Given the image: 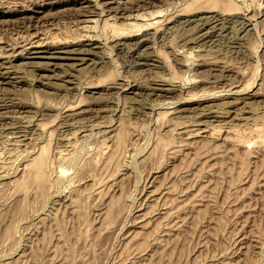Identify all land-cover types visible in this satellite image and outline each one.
Returning <instances> with one entry per match:
<instances>
[{
  "label": "rangeland",
  "instance_id": "1",
  "mask_svg": "<svg viewBox=\"0 0 264 264\" xmlns=\"http://www.w3.org/2000/svg\"><path fill=\"white\" fill-rule=\"evenodd\" d=\"M29 1L0 0V53L64 51L0 58V264H264V0H220L218 17L200 0L182 19L189 0ZM150 1L172 15L141 47L144 28L122 46L101 30ZM42 145L43 184L19 189Z\"/></svg>",
  "mask_w": 264,
  "mask_h": 264
},
{
  "label": "bare ground",
  "instance_id": "2",
  "mask_svg": "<svg viewBox=\"0 0 264 264\" xmlns=\"http://www.w3.org/2000/svg\"><path fill=\"white\" fill-rule=\"evenodd\" d=\"M3 1V0H2ZM5 1V0H4ZM28 1V0H27ZM39 1V0H38ZM60 1V0H59ZM112 1V0H111ZM147 1V0H146ZM188 1V0H187ZM197 1H200V0H193V1H191L190 2V0L188 1L189 3L186 5V6H183L182 8H181V5L180 4H178L179 6H180V8L177 10L178 11V16H179V13H181V12H183V13H181V14H184V12L186 13L187 11H189L190 9H192L193 7H194V9H192L191 11H193V10H195L196 8H199V7H196L195 8V6H194V3L195 2H197ZM219 1L220 0H207L206 1V4H207V6H208V4H210V5H212V8H215V11L212 9V8H209V10L210 9H212V10H210L211 11V13H212V11H214L215 13L214 14H216V12H217V14H219V12H218V10L216 11V9L218 8H216V6L219 4ZM223 1V0H222ZM239 1V0H238ZM242 1V0H241ZM253 1V0H252ZM10 2V1H9ZM8 2V3H9ZM13 2V1H12ZM26 2V1H25ZM29 2H37L36 0H30ZM46 2V1H45ZM55 2V1H54ZM62 2V1H61ZM94 2H95V0H94ZM97 2V1H96ZM110 2V1H109ZM154 3H155V1H153ZM165 2V1H164ZM163 2V3H164ZM167 2V1H166ZM166 2H165V4H166ZM180 2V1H179ZM183 2H184V0H183ZM225 2V1H224ZM251 2V1H250ZM1 3V2H0ZM6 3V2H5ZM7 3V4H8ZM16 3H17V1H16ZM38 3V2H37ZM97 3H99V1L97 2ZM101 3V2H100ZM110 3H112V2H110ZM136 3V2H135ZM148 3H151V1L150 2H148ZM242 3V2H241ZM12 4V3H11ZM11 4H9V5H11ZM14 4V3H13ZM18 4H19V2H18ZM28 4V3H27ZM26 4V5H27ZM30 4V3H29ZM35 4V3H34ZM42 4V3H41ZM65 4V3H64ZM63 4V5H64ZM96 4V3H95ZM152 4V3H151ZM151 4H150V6H151ZM161 4V3H160ZM182 4V3H181ZM196 4H198V3H196ZM222 4L224 5V9L221 11L222 12V14L224 13L225 14V12L227 13V12H229V11H236V10H238V11H236V12H239V8H240V6L241 5H239L240 3H238L237 2V0H227L225 3H223L222 2ZM244 4V3H243ZM1 5V4H0ZM20 5H25V4H23V3H20ZM31 5V4H30ZM44 5V4H43ZM46 5V4H45ZM56 5V4H55ZM100 5V4H99ZM98 5V6H99ZM105 5H107V4H105ZM142 5V4H141ZM140 5V6H141ZM153 5V4H152ZM155 6H156V4H154ZM154 5L152 6V9H153V7H154ZM183 5V4H182ZM221 5V4H220ZM2 6V5H1ZM6 6V5H5ZM8 6V5H7ZM13 6V5H12ZM11 6V7H12ZM83 6V5H82ZM96 6H97V4H96ZM109 6V5H108ZM121 6H125V5H122L121 4ZM130 6H132V5H130ZM139 6V7H140ZM147 6V5H146ZM159 6V5H158ZM166 6L167 5H165V9H167L166 8ZM203 6V5H202ZM204 6H205V4H204ZM213 6H215V7H213ZM250 6V5H249ZM9 7V6H8ZM15 7V6H14ZM30 7V6H29ZM28 6H26L25 8H23V11H28V10H31L32 8H29ZM32 7V6H31ZM60 7V6H59ZM63 7H65V6H63ZM62 7V8H63ZM84 7H86V6H84ZM83 7V8H84ZM100 8H101V6H99ZM110 7H112V6H110ZM109 7V8H110ZM125 7H127V9H129L128 8V6H125ZM136 7V6H135ZM143 7H145V4H144V6ZM163 7V6H162ZM176 7H178L177 5H176ZM201 7V6H200ZM242 7V6H241ZM243 7H244V5H243ZM4 8V7H3ZM7 8V7H6ZM62 8H61V10H62ZM78 8V7H77ZM82 8V7H81ZM80 7L78 8V11H76V12H79V9H81ZM87 8V7H86ZM114 8V7H113ZM138 8V7H137ZM158 8V7H157ZM157 8H155V9H157ZM160 8H161V5H160ZM157 9V10H154L153 9V11H149V12H146V11H143L142 10V12L140 11V10H136L135 8H134V10H131V13L130 14H126L127 16H125V14L124 13H127V11H125L126 10V8H125V10H120V11H118V12H121V17H124V18H127V20L128 21H125V22H120L119 24H118V22H116V20H117V18L115 19V21H113V19H111L112 20V22L111 21H109V20H105V23H104V27H102V25H101V30H102V28H103V30H105L106 28L107 29H109V31L107 32V33H105L104 31V33L106 34V36L108 35L109 37H111V39H115V38H112V37H117V38H122L121 39V41H119V40H117V41H119V44L122 46V45H124L125 43H127L126 42V40L124 39V41H123V38H125V37H130V36H134V35H136L135 33L139 30V32L144 28V32L145 31H147L148 29H150V28H157L158 30H160V29H162L161 28V26L164 24V23H166V22H164V21H166V20H168V22L170 21V18H171V15L169 14H167V15H165V17H163L164 15L162 14V12H163V8L162 9ZM169 8V7H168ZM175 8V7H174ZM204 8V7H203ZM245 8V7H244ZM247 8V7H246ZM12 9V8H11ZM35 9V8H34ZM40 9V8H39ZM68 9H70L69 7H68ZM67 9V10H68ZM71 9H72V7H71ZM105 9V8H104ZM112 9V8H111ZM118 9H120L119 7H118ZM145 9V8H144ZM150 9V8H149ZM152 9H150V10H152ZM177 9V8H176ZM175 9V10H176ZM206 9V8H205ZM222 9V8H221ZM249 9V8H248ZM21 10V9H20ZM36 10V9H35ZM34 10V11H35ZM59 10V9H58ZM60 10V11H61ZM73 10V9H72ZM75 10V9H74ZM81 10H83V9H81ZM101 10H102V8H101ZM138 11L137 13H133V11ZM146 10V9H145ZM148 10V9H147ZM204 10V9H203ZM209 10H208V12H209ZM245 10H247V9H245ZM12 11V10H11ZM18 11V10H17ZM16 11V12H17ZM37 11V10H36ZM35 11V12H36ZM39 11V10H38ZM63 11V10H62ZM70 11V10H69ZM87 11H88V9H87ZM100 11V10H99ZM98 11V12H99ZM109 11V10H108ZM111 11V10H110ZM117 10H115L114 12H116ZM130 11V10H129ZM166 11V10H165ZM200 11V8H199V10H198V12ZM202 11V10H201ZM207 11V10H206ZM220 11V10H219ZM248 11V10H247ZM8 12V10L7 11H5V10H3V9H0V15H2L3 13H7ZM10 12V11H9ZM15 12V11H14ZM59 12V11H58ZM71 12V11H70ZM73 12H75V11H73ZM72 12V13H73ZM91 12L93 13V10L91 9L88 13H86L84 10H83V13L84 14H82V16L84 15V16H87L86 17V20L85 21H90L91 22V20L89 19L90 17V14H91ZM97 12V13H98ZM102 12V11H101ZM99 13V14H102V13ZM113 12V11H112ZM113 12V13H114ZM117 12V13H118ZM220 12V13H221ZM243 12V11H242ZM47 13H49V12H47ZM47 13H46V15H47ZM54 13V12H53ZM65 13H66V11H65ZM96 13V12H95ZM164 13H167V12H164ZM191 13V12H190ZM197 13V12H196ZM202 13V12H201ZM205 13V12H204ZM229 13H231V12H229ZM235 13V12H234ZM244 13H245V11H244ZM51 14V13H50ZM70 14V13H69ZM174 14V13H173ZM177 14V13H176ZM187 14V13H186ZM192 14V13H191ZM198 14V13H197ZM208 14V13H207ZM216 14V15H217ZM23 15V14H22ZM31 15V14H30ZM42 15H44V14H42ZM57 15V16H56ZM54 14V17L56 16V17H58V14ZM61 15V14H60ZM68 15V14H67ZM98 15V14H97ZM119 15V16H120ZM147 15L149 16V18L147 17ZM209 15V14H208ZM207 15V16H208ZM228 15V14H227ZM234 15H236L237 16V14H234ZM32 16H34V15H32ZM40 16V15H39ZM48 16V15H47ZM46 16V17H47ZM51 16V15H50ZM53 16V15H52ZM51 16V17H52ZM62 16H63V14H62ZM95 16V15H94ZM109 16H113V15H109ZM175 16V15H174ZM177 16V15H176ZM199 16V15H198ZM210 16V15H209ZM213 16H215V15H213ZM223 16V15H222ZM240 16V15H239ZM27 17H29V16H27ZM81 17V16H80ZM93 17V16H92ZM115 17H117L116 16V13H115ZM162 17L164 18V19H162ZM180 17V16H179ZM178 17V18H179ZM201 17H202V15H201ZM204 17V16H203ZM206 17V16H205ZM204 17V18H205ZM217 17H218V15H217ZM3 18V17H2ZM110 18H112V17H110ZM157 18H159V19H157ZM173 18V17H172ZM181 18V17H180ZM185 18V17H184ZM196 18V17H195ZM210 18V17H209ZM29 19V18H28ZM39 19V18H38ZM45 19V18H44ZM52 19V18H51ZM107 19V18H106ZM139 19H144V22H140V21H138ZM177 19V18H176ZM182 19V18H181ZM185 19H187V17L185 18ZM185 19H183V20H185ZM197 19V18H196ZM199 19H200V21H202L201 20V18L199 17ZM206 19H207V17H206ZM211 19V18H210ZM214 19V18H213ZM216 19V18H215ZM215 19H214V21H215ZM219 19V18H218ZM25 20V19H24ZM37 20V19H36ZM46 20V19H45ZM53 20V19H52ZM77 20V19H76ZM80 22H81V20L80 19H78ZM84 20H82V21H84ZM93 20L94 19H92V22H93ZM96 20V19H95ZM120 20V19H119ZM125 20V19H124ZM134 20H137V21H134ZM146 20V21H145ZM175 20V19H174ZM178 20V19H177ZM189 20H191V19H189ZM208 20V19H207ZM34 21V20H33ZM38 21V20H37ZM40 21V20H39ZM99 21V20H98ZM103 21H104V19H103ZM204 21V20H203ZM209 21V20H208ZM25 22V21H24ZM54 22V21H53ZM207 22V21H206ZM16 23V22H15ZM34 23V22H33ZM41 23V22H40ZM50 23H51V21H50ZM178 23V22H177ZM180 23H181V21H180ZM179 23V24H180ZM183 23V22H182ZM38 24V23H37ZM45 24H47V23H45ZM51 24H53V23H51ZM55 24V23H54ZM87 24V23H86ZM103 24V23H102ZM205 24V23H204ZM247 24V23H246ZM20 25V24H19ZM34 25V24H33ZM40 25V24H39ZM44 24L42 23V26H43ZM48 25V24H47ZM46 25V26H47ZM165 25V24H164ZM168 25V24H167ZM176 25V24H175ZM175 25H173V26H175ZM178 25V24H177ZM185 25H187V24H185ZM185 25H183V27L185 26ZM196 25L197 26H199L197 23H196ZM17 26H18V24H17ZM30 26V25H29ZM50 26H52V25H50ZM80 26V25H79ZM82 26H83V24H82ZM85 26H87L88 27V25H84L83 27H85ZM92 26V25H91ZM179 26V25H178ZM20 27V26H19ZM21 27H25V25L24 26H21ZM28 27V26H27ZM40 27H41V25H40ZM54 27V26H53ZM55 27H56V25H55ZM83 27H81V28H83ZM96 27V26H95ZM246 27V26H245ZM47 28V27H46ZM56 28H59V27H56ZM105 28V29H104ZM160 28V29H159ZM178 28V27H177ZM181 28V27H180ZM187 28V27H186ZM201 28H202V26H201ZM200 27H199V29H201ZM18 29V28H17ZM86 29V31H87V28H85ZM92 29V28H91ZM90 29V30H91ZM95 29V28H94ZM172 29V28H171ZM183 29V28H182ZM191 29H194V27L192 28V26H191ZM245 29V28H244ZM88 30H89V28H88ZM158 30H157V32H158ZM96 31V30H95ZM94 31V32H95ZM153 31H155V33H156V30H153ZM163 31V30H162ZM93 32V33H94ZM97 32V31H96ZM101 32V31H100ZM143 31H142V33L143 34H141V36H138L139 37V39L137 40V38H136V40H137V42H136V48H139V47H141L142 45H144V44H146V42H148V41H150V38H149V36L150 35H148V32L149 31H147V32H145L144 33ZM151 32V31H150ZM88 33V32H87ZM99 32H97V34H98ZM138 33V32H137ZM163 33V32H162ZM28 34H30V33H28ZM32 34V33H31ZM42 34V33H41ZM45 34V33H44ZM48 34V33H47ZM86 34V33H85ZM102 34V33H101ZM105 34H102L101 36L102 37H105V36H103V35H105ZM140 34V33H139ZM153 35H156V34H154V33H152ZM80 35V34H79ZM82 35H84V34H82ZM88 35H92V34H88ZM152 35V36H153ZM163 35V34H162ZM161 35V36H162ZM22 36V35H21ZM27 36V35H26ZM29 36V35H28ZM31 36V35H30ZM38 36V35H37ZM98 36H99V34H98ZM161 36H160V38H161ZM25 37V36H24ZM31 37H33V35L31 36ZM40 37V36H39ZM43 37V36H42ZM47 37V36H46ZM49 37V36H48ZM140 37H142V38H140ZM153 37H155V36H153ZM153 37H152V39H153ZM159 37V36H158ZM23 38V37H22ZM22 38H21V40H22ZM38 38V37H37ZM50 38V37H49ZM48 38V39H49ZM88 38H94V37H92V36H90V37H88ZM95 38H97V36L95 37ZM100 38V37H99ZM99 38H98V40H99ZM134 38V37H133ZM163 38V37H162ZM28 39H30V38H28ZM42 39V38H41ZM53 39V38H52ZM105 39H106V37H105ZM110 39V38H109ZM26 40V39H25ZM43 40V39H42ZM45 40V39H44ZM47 40V39H46ZM81 40V39H80ZM79 40V41H80ZM107 40H108V37H107ZM23 41H24V38H23ZM49 41V40H48ZM66 41V40H65ZM75 41V40H74ZM112 41V40H111ZM116 41V40H115ZM115 41H113V43L115 42ZM154 41H156V40H154ZM60 42V41H59ZM64 42V41H63ZM67 42V41H66ZM72 42V41H71ZM100 42V41H99ZM102 42V41H101ZM100 42V43H101ZM17 43H18V41H17ZM16 43V44H17ZM23 43V42H22ZM26 43H28L29 45L27 46H25L24 44V46H22L23 48L22 49H20V51H19V54H18V52H17V54L15 53V51L16 50H14L13 52H10V53H7V54H3L2 52L0 53V58L1 57H8V56H10L11 55V57L12 56H15L16 57V55H20V56H25L26 55V53H34V52H40V50H38V48H46L45 50H43V49H41L42 51H45V52H49V53H52V54H54L55 52H59L60 54L62 53L63 54V51L64 50H62V48L64 47V46H59V44L61 45L62 44V41H61V43H56V44H54V43H52L51 45H50V43L51 42H46V41H40V40H38V39H33V40H31V41H29L28 40V42H26ZM65 43V42H64ZM95 43H97V39L95 40V41H93L92 43H90V45H94ZM118 43V42H117ZM133 43H134V41H133ZM10 44V43H9ZM21 44V43H20ZM71 44V43H70ZM150 44V43H149ZM7 45V44H6ZM11 45V44H10ZM95 45H97V44H95ZM116 45V44H115ZM133 45V44H132ZM14 46V45H13ZM98 46V45H97ZM113 46H114V44H113ZM119 46V45H118ZM117 46V47H118ZM126 46H128V44L126 45ZM126 46H124V47H126ZM9 47V46H8ZM12 47V46H11ZM15 47H16V45H15ZM14 47V48H15ZM30 47V48H29ZM93 47V46H92ZM100 47V46H99ZM129 47V46H128ZM1 48H2V46H1ZM36 48V49H35ZM73 48V47H72ZM75 48V47H74ZM73 48V49H74ZM87 48V47H86ZM89 48V47H88ZM6 49V48H5ZM4 49V50H5ZM7 49H9V48H7ZM6 49V50H7ZM11 49V48H10ZM72 49V50H73ZM82 49H84V48H82ZM81 49V50H82ZM93 49V48H92ZM122 49V48H121ZM129 49V48H128ZM130 49H132V46H130ZM135 49V48H134ZM53 50V51H52ZM69 50V49H68ZM85 50H87V49H85ZM138 50V49H137ZM140 50H141V48H140ZM3 51V50H2ZM77 51V50H76ZM130 51V50H129ZM128 51V52H129ZM134 51V50H133ZM54 52V53H53ZM67 52H69V51H67ZM73 52V51H72ZM78 52V51H77ZM89 52H91V50L90 49H88V51L87 52H84V53H86V54H88ZM131 52V51H130ZM138 52V51H137ZM45 54V53H44ZM43 54V55H44ZM70 54V53H69ZM46 55H48V54H46ZM55 55H57V54H55ZM27 56V55H26ZM64 56V55H63ZM66 56V55H65ZM65 56H64V58H65ZM67 56H68V54H67ZM27 57H29V56H27ZM46 57H52V58H63L62 56H46ZM70 57V56H69ZM72 57H74V56H72ZM9 58V57H8ZM25 58V57H24ZM77 58V57H76ZM75 58V59H76ZM81 58V57H80ZM17 59V58H16ZM51 59V58H50ZM73 59V58H72ZM82 59V58H81ZM8 60V59H7ZM12 60V59H11ZM3 61V60H2ZM29 61V60H28ZM159 61V60H158ZM10 61H8L7 63H9ZM31 62V61H30ZM33 62V61H32ZM27 63H29V62H27ZM138 63H142V62H138ZM146 63V62H145ZM13 64V63H12ZM1 65V64H0ZM3 65V64H2ZM5 65V64H4ZM7 66V65H6ZM11 66V65H10ZM13 66V65H12ZM161 66V65H160ZM9 67V66H8ZM7 68V67H6ZM0 69H2V68H0ZM93 69H94V67H93ZM4 72V71H3ZM7 72V71H6ZM5 73V72H4ZM1 74V73H0ZM4 75V74H3ZM70 75V74H69ZM162 75V74H161ZM160 75V76H161ZM159 76V77H160ZM163 76H165V75H163ZM5 77H6V75H5ZM4 77V78H5ZM162 77V76H161ZM166 78V77H165ZM165 78H163L164 80H165ZM8 79H9V77H8ZM203 79V81H204V78H202ZM4 80H6V79H4ZM10 80V79H9ZM167 80V79H166ZM7 81V80H6ZM70 81V80H69ZM72 81V80H71ZM1 82V81H0ZM3 82V81H2ZM7 83V82H6ZM9 83V82H8ZM88 83H90V82H88ZM4 84V83H3ZM92 84H93V82H92ZM199 84V83H198ZM200 84H201V82H200ZM90 86H92L91 84H89ZM248 85V84H247ZM88 86V85H87ZM96 86H98V85H96ZM196 87V86H195ZM198 88V87H197ZM247 88V86L245 85V89ZM183 89V88H182ZM199 89H200V87H199ZM202 89V88H201ZM200 89V90H201ZM181 90V89H180ZM190 90H192V89H189V91ZM198 90V89H197ZM203 90V89H202ZM201 90V91H202ZM247 90H249V89H247ZM182 91V90H181ZM183 91H184V89H183ZM188 91V90H187ZM188 91V92H189ZM237 91V90H236ZM235 91V92H236ZM239 92H240V90H239ZM192 93V92H191ZM198 93V91L197 92H195L194 90H193V93L192 94H197ZM204 93H205V91H204ZM207 94H208V92H206ZM211 93V92H210ZM216 93V92H215ZM237 93V92H236ZM241 93V92H240ZM191 94V95H192ZM201 94H202V92H201ZM189 95H190V93H189ZM190 95V96H191ZM10 96H12V95H10ZM187 96V95H186ZM195 96V95H194ZM202 96V95H201ZM193 97V95L191 96V98ZM13 98V97H12ZM197 98H198V95H197ZM196 98V99H197ZM70 101V100H69ZM77 101V102H76ZM81 100H75V101H72V102H69V103H67V105H63L64 106V108L66 107V109L65 110H68V109H74V108H79V104L80 105H82V101L80 102ZM2 102V101H1ZM4 105V104H3ZM3 107V106H2ZM2 107H0V108H2ZM5 107V106H4ZM60 109L62 108L61 106L59 107ZM64 110V109H63ZM176 110V109H175ZM84 111H86V110H84ZM167 111V110H166ZM60 113V112H59ZM74 113H76V112H74ZM163 113H165V111L163 112ZM168 113V112H167ZM67 115H69V114H67ZM58 116V115H57ZM56 116V117H57ZM20 117H22V116H20ZM54 120V119H53ZM80 121H81V119H79ZM78 120V121H79ZM52 121V120H51ZM76 121V120H75ZM84 121V120H83ZM21 122H23V121H21ZM82 122V121H81ZM80 122V123H81ZM125 123V122H124ZM38 124V123H37ZM42 124L44 125V126H46L47 124H46V122L44 123V122H42ZM40 125H41V123H40ZM42 125V126H43ZM80 125V124H79ZM82 125H84V124H82ZM86 125V124H85ZM124 125V131H126L127 132V129H126V127H127V124L125 123V124H123ZM22 126V125H21ZM28 126V125H27ZM34 126V125H33ZM207 126V125H206ZM24 127V126H23ZM26 127V126H25ZM29 127V126H28ZM82 127V126H81ZM85 127V126H84ZM208 127V126H207ZM207 127H205V128H207ZM19 128V127H18ZM30 128V127H29ZM39 128V127H38ZM42 128V127H41ZM40 129V128H39ZM126 129V130H125ZM195 129V128H194ZM213 129V128H212ZM14 130V129H13ZM21 130V129H20ZM25 130V129H24ZM31 130V129H30ZM44 130V129H43ZM42 130V131H43ZM46 130V129H45ZM45 130H44V132H45ZM53 130V129H52ZM196 130H198L197 128H196ZM209 131V128L208 129H203V131ZM246 130V129H245ZM255 130V129H254ZM16 131V130H15ZM15 131L13 132L14 134H15ZM29 131V130H28ZM49 132H50V130H48ZM47 131V132H48ZM122 131V130H121ZM201 131V130H200ZM214 131V130H213ZM212 131V132H213ZM256 131L258 132V134L259 135H261V134H263L264 133V128L263 127H261V125L258 127H256ZM17 132V131H16ZM26 132V131H25ZM31 132V131H30ZM41 131H39V133H40ZM43 132V133H44ZM52 132V131H51ZM64 132V131H63ZM189 132V131H188ZM247 132V131H246ZM20 133H22V132H20ZM26 133H28V132H26ZM122 133H123V131H122ZM199 133L200 132H190V133H187V135L189 134L190 136H188V137H193V136H197V135H199ZM17 134V133H16ZM50 134V133H49ZM123 134H125V132L123 133ZM21 135V134H20ZM27 135V134H26ZM38 135V134H37ZM45 134H43L42 135V137L44 136ZM61 135V134H60ZM65 135V134H64ZM69 135V134H68ZM72 135V134H71ZM17 137L19 136L18 134L16 135ZM24 136H25V134H24ZM33 136V135H32ZM39 136V135H38ZM66 136H67V134H66ZM12 137H14V136H11V138ZM34 137V136H33ZM36 137V136H35ZM71 137V136H70ZM69 136H68V138H70ZM76 137V139L74 138V141L75 140H78V138H77V136H75ZM21 138H23L24 139V137H21ZM27 138V137H26ZM30 138H32L31 136H30ZM40 138V137H39ZM62 138V137H61ZM64 138V137H63ZM124 138H125V135H121V132H120V137H119V139H117V140H119L118 141V143H122V142H124ZM14 139V138H13ZM16 139H18V138H16ZM20 139V138H19ZM18 139V140H19ZM34 139H36V138H34ZM110 140H111V138H109ZM21 140V139H20ZM30 140V139H29ZM32 140V139H31ZM42 140V139H41ZM70 140V139H69ZM71 140H73V139H71ZM37 141V140H36ZM39 141V140H38ZM73 141V142H74ZM21 142H22V140H21ZM26 143V142H25ZM123 144V143H122ZM43 145H45V144H43ZM42 145V146H43ZM41 146V147H42ZM39 151V150H38ZM60 151V150H59ZM63 151V150H62ZM36 153V152H35ZM64 153V152H63ZM61 154V153H60ZM48 163H49V157H48V154H47V147L46 146H43L42 148H41V150L39 151V153L37 152L30 160H29V162H28V169H26V174L18 181V182H16L17 183V186H18V188L19 189H23V190H25V189H27L31 184H33V183H36L37 182V184L38 185H42L43 184V182H44V179H45V169H46V167H47V165H48ZM4 166H6V165H4ZM3 166V167H4ZM26 168V167H25ZM25 168H24V171H25ZM25 173V172H24ZM23 173V174H24Z\"/></svg>",
  "mask_w": 264,
  "mask_h": 264
}]
</instances>
